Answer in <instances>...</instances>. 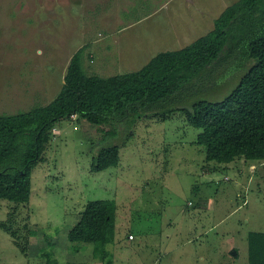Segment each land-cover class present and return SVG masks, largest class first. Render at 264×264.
I'll return each instance as SVG.
<instances>
[{"label": "rangeland", "instance_id": "rangeland-1", "mask_svg": "<svg viewBox=\"0 0 264 264\" xmlns=\"http://www.w3.org/2000/svg\"><path fill=\"white\" fill-rule=\"evenodd\" d=\"M164 1L0 0V114L50 103L78 49L89 75H114L208 30L194 27L179 38L171 32L181 20L175 7L194 20L199 5L186 10L185 0ZM234 1L196 0L209 5V16ZM140 41L148 42L146 52L120 58V47ZM228 55L160 108L223 99L252 64L240 49ZM201 130L180 109L166 117L143 114L120 148L119 164L93 171L101 129L77 114L62 119L31 173L29 201L0 198V264H107L101 248L81 243L75 249L67 235L95 198L117 204V239L107 244L113 264L238 262L234 244L243 255L247 232L264 228V159L209 161L196 141Z\"/></svg>", "mask_w": 264, "mask_h": 264}, {"label": "trees", "instance_id": "trees-1", "mask_svg": "<svg viewBox=\"0 0 264 264\" xmlns=\"http://www.w3.org/2000/svg\"><path fill=\"white\" fill-rule=\"evenodd\" d=\"M235 48L252 64L223 99L200 97L190 106L160 108ZM82 52L72 55L62 87L50 103L0 114V198L29 201L31 173L44 159L52 130L73 114L102 131L104 142L94 150L93 171L119 164L120 148L133 136L139 116L166 117L175 109L186 114L189 124L202 128L196 141L204 145L207 160L264 159V0L234 1L215 19L213 29L181 49L160 51L126 73L89 75ZM116 207L112 198L89 200L67 234L74 248L92 243L102 249L107 264H113L107 244L116 238ZM263 260L264 231L251 232L249 262Z\"/></svg>", "mask_w": 264, "mask_h": 264}, {"label": "crops", "instance_id": "crops-1", "mask_svg": "<svg viewBox=\"0 0 264 264\" xmlns=\"http://www.w3.org/2000/svg\"><path fill=\"white\" fill-rule=\"evenodd\" d=\"M169 1H172V0H165L163 4H165L166 2H169ZM186 1V10L187 9H190L191 5L195 2L197 3L199 6L196 7L198 8V12L197 14L194 15V20H189L187 18H185L184 15H180V12H182V8H178V7H175V9L178 11V14L177 16H179V22L177 21H174L173 23V26H171L172 28V33H174L176 36H178L179 38H182V37H186L187 34H189L190 32H192V28L194 27H202L203 25L204 26H207L209 25V28L208 30H205L203 32H200L199 35L193 37L192 40L196 39L197 37L207 33L209 30L213 29L214 28V22H215V19L223 12H221L220 14H216L215 16H209L207 13H204V12H207V7H209V5L207 3H204V2H196V0H185ZM236 1V0H235ZM181 7V6H180ZM226 7V6H225ZM159 7L157 8L156 11H158ZM160 10V9H159ZM186 19V20H185ZM181 22V24H179ZM179 25H180V29H179ZM203 26V27H204ZM185 28V30H184ZM178 33V34H177ZM183 39V38H182ZM168 40V39H166ZM130 41V40H129ZM128 41V42H129ZM131 44L129 45H126V46H123V47H120L118 49V52H119V55L121 56L120 58L122 59V55L123 53H127V54H130V55H134V56H137L139 57L141 54H143V52H146V47L148 46V42L146 41H140L139 43H133V42H130ZM190 43H192V41H190ZM189 43V44H190ZM134 44V45H133ZM136 44V46H135ZM188 44V45H189ZM187 46V45H186ZM185 47V46H184ZM141 48V49H140ZM169 49V48H168ZM173 49V48H171ZM177 49V48H175ZM181 49V48H180ZM164 50H167V49H164ZM155 56V55H154ZM153 56V57H154ZM110 62L111 64V61H108ZM115 63V61L113 62V64ZM68 66V65H67ZM67 66H66V69H67ZM65 69V70H66ZM66 72V71H65ZM119 74V73H118ZM121 74V73H120ZM64 75V74H63ZM116 231H117V222H116ZM264 231V228L262 229H252L250 231L247 232V239H246V245L244 247V250H243V255H241L242 253V250L240 249V247L238 245H235L234 244V247L232 249H234V252H233V255H234V259L240 263V264H250L249 262V234L251 232H262ZM117 233V232H116ZM132 233V232H131ZM134 234V233H133ZM238 235H239V231H238ZM132 238H135V234H134V237ZM117 238H115L116 240ZM114 240V241H115ZM91 244V243H90ZM238 262H233L232 264H237ZM264 264V260L263 262H259L258 264Z\"/></svg>", "mask_w": 264, "mask_h": 264}, {"label": "built area", "instance_id": "built-area-1", "mask_svg": "<svg viewBox=\"0 0 264 264\" xmlns=\"http://www.w3.org/2000/svg\"><path fill=\"white\" fill-rule=\"evenodd\" d=\"M129 235H130L131 238L134 237V234L133 233H130Z\"/></svg>", "mask_w": 264, "mask_h": 264}]
</instances>
